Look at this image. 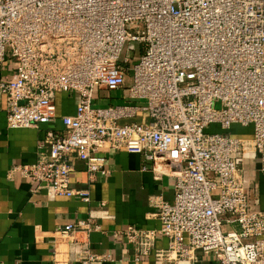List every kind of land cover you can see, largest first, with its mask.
<instances>
[{"label":"built area","instance_id":"1","mask_svg":"<svg viewBox=\"0 0 264 264\" xmlns=\"http://www.w3.org/2000/svg\"><path fill=\"white\" fill-rule=\"evenodd\" d=\"M7 61L16 65L0 79L9 129L40 130L57 118L58 94L79 97L62 132L43 135L38 161L12 173L90 203L72 187L77 161L93 184L110 175L107 154L141 155L144 172L175 179V196L151 200L159 229L118 233L136 261L264 264V212L252 210L241 168L254 153L264 172V0H0V67ZM97 88L125 89L135 103L94 108ZM234 125L253 138L234 136ZM77 231L92 228L59 232ZM109 258L88 252L69 264Z\"/></svg>","mask_w":264,"mask_h":264},{"label":"crops","instance_id":"2","mask_svg":"<svg viewBox=\"0 0 264 264\" xmlns=\"http://www.w3.org/2000/svg\"><path fill=\"white\" fill-rule=\"evenodd\" d=\"M16 65L7 61L0 67V79L15 72ZM77 94L61 93L56 97L57 118L42 129L11 130L7 124L6 100L0 99V264H69L80 261L87 253L109 256L102 264H157L153 256L136 261L134 251L119 232L129 226L140 230H156L161 224L149 219L153 211L152 199L173 201L175 179H155L152 171H143L145 160L141 155L126 152L107 154V177L90 183L85 165L77 161L72 174V187L86 190L90 203L81 197H50L39 184L12 173L17 165L38 161L42 137L49 129L62 132L60 119L76 114ZM135 103L128 100L127 91H94L93 107ZM213 131L219 127L214 126ZM231 133L251 140L253 129L234 125ZM42 151H48L44 148ZM246 191L252 210L264 212V172L258 154L248 153L241 162ZM84 222L92 231H77L63 235L59 231L67 225ZM157 249H166L168 240L160 237ZM200 264H211L208 256L200 254ZM180 264H189L181 262Z\"/></svg>","mask_w":264,"mask_h":264}]
</instances>
